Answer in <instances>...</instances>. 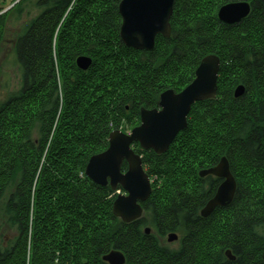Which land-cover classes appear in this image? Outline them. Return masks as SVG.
I'll return each instance as SVG.
<instances>
[{
  "label": "trees",
  "instance_id": "trees-1",
  "mask_svg": "<svg viewBox=\"0 0 264 264\" xmlns=\"http://www.w3.org/2000/svg\"><path fill=\"white\" fill-rule=\"evenodd\" d=\"M121 1L23 0L0 16L1 50L13 13L20 21L27 3L39 11L15 38L21 86L0 102V264H106L113 250L127 264H264L259 222L238 214L252 198L264 216V0H176L171 37L146 52L121 40ZM234 2L249 3V16L220 22V8ZM211 55L221 63L217 97L192 106L166 154L134 146L157 182L143 219L120 222L110 188L85 177L89 159L124 123L140 125L162 93L187 88ZM81 57L88 70L77 68ZM222 158L237 195L204 219L220 181L198 172ZM176 233L172 251L162 239Z\"/></svg>",
  "mask_w": 264,
  "mask_h": 264
},
{
  "label": "water",
  "instance_id": "water-1",
  "mask_svg": "<svg viewBox=\"0 0 264 264\" xmlns=\"http://www.w3.org/2000/svg\"><path fill=\"white\" fill-rule=\"evenodd\" d=\"M176 0H122L119 13L123 18L121 38L129 48L140 51H153L156 47V38L171 36V18ZM251 13L249 4L231 3L220 8L218 20L227 25L242 22ZM196 71V79L180 94L169 90L159 97L158 108L162 110H142L141 124L132 130L131 135L117 131L110 136V146L107 151L91 160L88 165V175L97 184L107 185L108 177L114 190L121 185L129 192L128 197L120 196L114 204V215L125 223H132L142 216L139 201L149 199L151 181L145 174L142 159L132 150L133 144L141 145L145 151L153 149L162 155L172 145L177 135L188 124V116L192 105L198 102L215 99L221 63L219 58L211 55L203 59ZM77 65L80 69L88 70L91 59L81 57ZM244 88L236 91L237 98L242 97ZM130 165L127 174L121 173L123 162ZM216 169L202 174H212L224 179L223 185L218 189L217 195L207 203L201 215L205 218L218 207L231 205L236 191V182L230 172V164L226 159ZM177 237L170 235V241ZM104 260L109 264H126L124 254L112 251Z\"/></svg>",
  "mask_w": 264,
  "mask_h": 264
},
{
  "label": "rangeland",
  "instance_id": "rangeland-1",
  "mask_svg": "<svg viewBox=\"0 0 264 264\" xmlns=\"http://www.w3.org/2000/svg\"><path fill=\"white\" fill-rule=\"evenodd\" d=\"M21 1H23V0H0V16L2 15H5V14H8L10 11H12L15 7V5H17L18 3H20ZM176 3V2H175ZM235 3V2H234ZM245 3H247V2H245ZM122 4V1H121V3H120V5ZM247 4H249V3H247ZM120 5H119V8H120ZM174 6H175V4H174ZM250 6V5H249ZM174 9V8H173ZM25 10H26V12L24 13V16H22V19H20V21H18V20H16L17 18H19V16H17V14H16V12L15 13H13V15L10 17V20H9V22H8V24H7V27H6V29H7V33H6V37L4 38V42H3V46L1 47V52H0V102H3V101H5V99H6V97L9 95V93H11V92H15V91H17V89L18 88H20V86H21V77H22V72L20 71V68H19V62L17 61V55H16V52H15V50H14V43H15V38H16V36H17V34H19V33H21L23 30H24V27L27 25V24H29L35 17H36V15H38V13H39V11L36 9V7L34 6V3H27L26 5H25ZM220 11V10H219ZM121 15V14H120ZM121 19H122V25H121V28H120V36L122 35L121 34V31H122V27H123V18H122V16H121ZM171 21V20H170ZM223 23V22H222ZM225 24V23H224ZM236 24H239V23H236ZM227 25V24H226ZM171 31H172V27H171ZM172 34V33H171ZM159 37V36H158ZM162 37V36H161ZM171 37V36H170ZM157 39V38H156ZM166 39V38H165ZM121 40H122V38H121ZM123 42V41H122ZM124 44V43H123ZM127 46V45H126ZM136 50V49H135ZM138 51H140V50H138ZM147 51V50H146ZM146 51H142V52H146ZM141 52V51H140ZM215 56V55H214ZM209 57V56H208ZM217 57V56H216ZM206 58V57H205ZM204 58V59H205ZM203 60V59H202ZM201 60V61H202ZM201 65V64H200ZM200 67V66H199ZM198 67V68H199ZM77 68L78 69H80L79 68V66L77 65ZM198 68H197V70H198ZM221 68V67H220ZM81 70V69H80ZM83 70V69H82ZM196 70V71H197ZM196 73V72H195ZM195 79H196V75H195ZM194 79V80H195ZM193 80V81H194ZM192 81V82H193ZM191 82V83H192ZM218 82V81H217ZM191 85V84H190ZM188 87H189V85H188ZM238 88H240V86L238 87H236L235 88V92H234V95H235V93H236V91L238 90ZM186 89V88H185ZM184 89V90H185ZM169 90H172V91H174L173 89H169ZM168 90V91H169ZM183 91V90H182ZM182 91H180V92H182ZM217 91H218V89H217ZM167 92V91H166ZM165 93V92H164ZM174 93L175 94H180V93H176L175 91H174ZM163 94V93H162ZM161 94V95H162ZM160 95V96H161ZM216 95H217V93H216ZM236 96V95H235ZM244 96V95H243ZM242 96V97H243ZM239 98H241V97H239ZM160 100V99H159ZM158 104H159V102L157 103V105L155 106V108H153V109H149V110H162V109H160V108H158ZM194 105V104H193ZM192 105V106H193ZM142 110H146V109H144V108H142ZM149 110H146V111H149ZM140 121H141V115H140ZM141 123V122H140ZM188 125V124H187ZM138 126H139V124H138ZM137 126V127H138ZM136 126H132V125H128L127 126V124H123V126L122 127H120V128H118L117 130H115V131H113V132H111V134L112 133H114V132H117V131H120V132H123L124 134H126V135H131L132 134V130H134L135 128H137ZM184 131V130H183ZM182 131V132H183ZM182 132H180L179 134H181ZM178 134V135H179ZM178 135H177V137H178ZM111 136V135H110ZM176 137V138H177ZM175 138V139H176ZM109 143H110V137H109ZM173 143H174V141H173ZM172 143V144H173ZM136 144H133L132 146H131V150L135 153V148H134V146H135ZM110 146V145H109ZM138 146H140L139 147V149L142 151L143 149L141 148V145H140V143L138 144ZM172 146V145H171ZM170 146V147H171ZM170 147H169V149H170ZM109 148V147H108ZM107 148V149H108ZM168 149V150H169ZM150 150H152L154 153H156L153 149H150ZM150 150H148V151H150ZM167 150V151H168ZM107 151V150H106ZM106 151H104V152H102V153H99V154H96V156H99V155H101V154H103V153H105ZM143 151H145V150H143ZM147 151V152H148ZM166 151V152H167ZM166 152H164L163 154H166ZM137 156H139L141 159H142V165H143V156L140 154H137V153H135ZM157 154V153H156ZM162 154V155H163ZM158 155V154H157ZM162 155H159V156H162ZM96 156H93L92 158H90L89 159V161H88V163H87V165H86V169H85V177H87V178H89L97 187H100V188H104V189H109L110 188V190L113 192V198H115V201H114V203H113V207H114V204L116 203V201L119 199V197L120 196H124V197H128L129 196V192L127 191V190H125L123 187H121V185H119L118 187L119 188H117L116 190H114L113 189V187H112V185H111V178L110 177H108V180H107V185L106 186H103V185H101V184H97L96 182H95V180L92 178V177H90L89 175H88V172H87V170H88V165H89V163L91 162V160L93 159V158H95ZM222 159H226V158H222ZM221 159V160H222ZM220 160V163L222 162ZM219 163V164H220ZM219 164H217L215 167H213V168H210V169H206L205 171H199L198 173H199V177L201 178V179H204V178H206L207 176H212L214 179H218L219 181H220V185L218 186V189L223 185V182H224V179H222V178H220V177H216V176H214V175H212V174H206V176H204V175H202V174H204V173H206L207 171H210V170H212V169H216L217 168V166H219ZM123 167H122V170H121V173L123 174V175H125V174H127L128 173V171H129V169H130V165H128V163L126 162V161H124L123 162ZM143 168H144V172H145V174L146 175H148L147 174V172H148V169L147 168H145V166L143 165ZM230 172H231V170H230ZM231 174H232V176H233V178H234V180H235V177H234V175H233V173L231 172ZM148 177L150 178V176L148 175ZM150 181H151V178H150ZM154 183L155 182H157V179H155L154 181H153ZM152 181H151V186H152V183H153ZM236 182V181H235ZM158 186V185H157ZM160 187V186H159ZM152 188H153V186L151 187V193H150V195H149V199L151 198L150 196H151V194H152ZM207 188H209L208 187V185L205 183V190H207ZM160 188H158V190H159ZM218 189L216 190V193H215V196L217 195V192H218ZM250 190V193H251V195H255V196H259V194H258V192H257V194H255L254 193V190H251V189H249ZM237 192V182H236V191H235V193ZM236 195H237V193L235 194V197H236ZM214 196V197H215ZM213 197V198H214ZM235 197H234V199H233V201H232V203L234 202V200H235ZM252 197V196H251ZM212 198V199H213ZM149 199L148 200H146V201H139L138 202V205L140 206V208H142V216L139 218V219H137L136 221H133V222H137V221H140V220H142L143 219V217H144V215H145V209L143 208V204H145L146 202H148L149 201ZM211 199V200H212ZM251 200H252V198L251 199H249V198H247L246 199V203H242L241 202V204H240V207H239V209H238V214L241 216V215H244V217H243V220H246L247 222L249 221V219H252L253 217H255L254 219H253V221L255 222V219L257 220V222H259V226L258 227H255L254 228V232H257V236H258V238H260L261 239V241L264 243V216L262 215V212H263V210H261V212L259 213V211H260V208L259 209H255L257 206L254 204V203H249V202H251ZM232 203H231V205H232ZM230 204H229V206L228 207H218V208H229L230 206H231ZM249 205V207L247 208V206ZM207 207V206H206ZM205 207V208H206ZM204 208V209H205ZM217 208V209H218ZM203 209V210H204ZM203 210H201V212H200V216L202 217V218H204V219H208V218H205V217H203L202 215H201V213H202V211ZM259 210V211H258ZM257 211V212H256ZM113 213H114V209H113ZM214 212H212L210 215H212ZM264 214V213H263ZM210 215L208 216V217H210ZM115 216V215H114ZM256 216H259V217H256ZM115 219H118V220H120V222L122 221V222H124L122 219H120V218H117V217H115ZM242 219V218H241ZM132 222V223H133ZM125 223V222H124ZM132 223H130V224H132ZM126 224H128V223H126ZM144 230H145V233L147 234V235H150L151 234V230H150V228L147 226V227H144ZM253 231H251V233H252ZM14 234V233H13ZM170 235H174V236H176L177 237V239H176V241H170L169 240V238H170ZM178 234L176 233V234H169V236H166L165 237V239H162L163 241H162V243L166 246H169V248L172 250V251H177V249H179V247H180V240L178 239ZM2 243H1V239H0V245H1ZM112 253V252H111ZM110 253V254H111ZM110 254H108V255H110ZM108 255H105V256H108ZM223 255H224V257L226 258V259H228L229 261H236V259H235V257L229 252V251H223ZM104 256V257H105ZM125 256V255H124ZM104 257H103V261H104V263H106V264H109L108 263V261H106V260H104ZM58 264H61V263H58ZM127 264V263H126Z\"/></svg>",
  "mask_w": 264,
  "mask_h": 264
},
{
  "label": "flooded vegetation",
  "instance_id": "flooded-vegetation-1",
  "mask_svg": "<svg viewBox=\"0 0 264 264\" xmlns=\"http://www.w3.org/2000/svg\"><path fill=\"white\" fill-rule=\"evenodd\" d=\"M179 239V238H178ZM180 240V239H179Z\"/></svg>",
  "mask_w": 264,
  "mask_h": 264
}]
</instances>
